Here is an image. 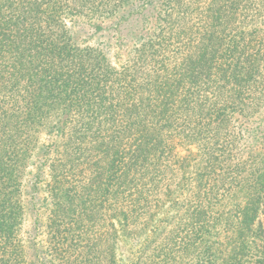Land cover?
<instances>
[{
  "label": "trees",
  "instance_id": "obj_1",
  "mask_svg": "<svg viewBox=\"0 0 264 264\" xmlns=\"http://www.w3.org/2000/svg\"><path fill=\"white\" fill-rule=\"evenodd\" d=\"M263 122L264 0H0V264H264Z\"/></svg>",
  "mask_w": 264,
  "mask_h": 264
},
{
  "label": "rangeland",
  "instance_id": "obj_2",
  "mask_svg": "<svg viewBox=\"0 0 264 264\" xmlns=\"http://www.w3.org/2000/svg\"><path fill=\"white\" fill-rule=\"evenodd\" d=\"M119 52V51H118ZM117 50L112 49L111 56L116 59ZM117 62V61H115ZM260 131L257 133L259 136H256L253 139V143L258 146V148L264 151V122L259 126ZM46 138V137H45ZM179 151L180 156H184L188 153L195 154L197 152V147L195 144H190L184 147L177 148ZM36 159L32 160V165L28 167L29 171H34L35 174V166H36ZM43 178L49 179L50 177V168L49 165L44 166L43 168ZM25 180H27L28 188L35 182L36 178L32 177V175L26 176ZM264 220V213L260 216ZM264 226V225H263ZM18 237L21 238V245L24 246L22 255L24 257V264H47L48 263V253L47 250L49 249V237L47 230L42 227L39 223L35 221V218L32 216V213L28 216V219L25 221L24 225L22 226L21 231L18 234ZM120 243V250L123 252H127L128 245L124 244V241ZM126 254V253H125ZM56 264V263H55Z\"/></svg>",
  "mask_w": 264,
  "mask_h": 264
}]
</instances>
